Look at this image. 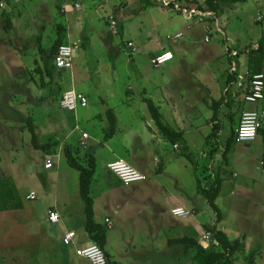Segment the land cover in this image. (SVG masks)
<instances>
[{"label":"rangeland","instance_id":"374dc122","mask_svg":"<svg viewBox=\"0 0 264 264\" xmlns=\"http://www.w3.org/2000/svg\"><path fill=\"white\" fill-rule=\"evenodd\" d=\"M198 1L203 4L205 0ZM83 2L81 10L66 4L64 14L60 11L63 0H22L11 15L14 27L8 28L4 20L0 23V187H13L17 197L23 198L22 209L0 212V246L9 252L17 240L31 243L29 229L34 223L40 226L45 209L55 199L73 204L75 213L84 208L79 172L65 156L66 147H71L83 164L88 152L96 158L93 198H104L107 192L106 196L114 199V208L108 212L112 217L100 224L108 230L114 228L111 232L117 241L113 237L109 249L115 254L119 245V253L157 251L161 257L151 260L155 264H181L194 252L188 256L183 247L170 246L169 240L193 234L210 247L214 241L206 226L216 223V215L198 193L197 175L203 184L221 176L217 204L223 221L217 227L232 240L244 239L236 264H249L246 257L253 251H259L255 264H264V135L253 143L233 144L228 161L223 157L242 110L254 106L241 99L242 90L235 85L226 101H237L239 106L233 103L222 108L223 130L218 142L207 139L213 126L211 103L221 99L228 88L227 72L232 65L233 73L235 67L232 58L237 56L238 67L247 68L249 52L264 41V20L257 21L264 15V0L222 4L217 20L223 31L215 32L209 43L204 41L208 33L203 25L196 26L194 33L188 30L190 21L178 12L180 5L188 6L185 2L177 3L176 9L170 5L174 0H158L151 7L140 0ZM110 16L116 17L121 32L111 30ZM212 21L206 15L204 25ZM59 25L67 27L66 43L75 46L74 64L72 69L58 70L61 76L51 80L41 77L36 68L41 64L40 46L51 48L58 39ZM181 31L182 39H168ZM130 40L137 51L128 46ZM228 43L238 50L236 54L224 48ZM163 49L176 57L156 68L151 63L155 56L150 54ZM71 89L89 97L87 108L75 112L61 108V95ZM144 98L162 108L166 123L184 132L189 151L198 162L197 172L181 155L183 145L174 149L161 137ZM258 105L264 107V101ZM110 108L117 114V127L114 135L106 138ZM29 120L43 144L57 142L59 147L35 149ZM84 133L90 136L86 148L81 142ZM47 154L54 163L51 170L44 167ZM121 160L144 174L146 181L130 187L119 183L107 166ZM31 190L37 198L27 201L25 195ZM174 207H184L192 216L176 220L171 215ZM4 255L1 250L0 264L8 263Z\"/></svg>","mask_w":264,"mask_h":264},{"label":"trees","instance_id":"16d2710c","mask_svg":"<svg viewBox=\"0 0 264 264\" xmlns=\"http://www.w3.org/2000/svg\"><path fill=\"white\" fill-rule=\"evenodd\" d=\"M146 7L155 6L158 0H140ZM179 1V2H177ZM237 0H205L201 4L198 0L186 1V0H174L170 5L173 9L176 8L177 3L185 2L188 6H183L179 9V13H182L183 9H195L203 13H209L213 21L217 19L222 11V4H234ZM6 12L2 13L4 15ZM8 28H13L12 22L8 21ZM58 39L55 40L50 49L46 50L40 46L41 53V64L36 68V71L41 75V77H48L53 80L60 72L58 71L55 65V57L59 50V47L63 44H68L65 41V35H67V27L64 25H59L57 27ZM120 28L117 29V32H121ZM38 64V63H37ZM248 70L252 74L260 73L264 71V41H260L259 48L257 50L252 49L249 52ZM237 81V76L235 73H230L228 78V88L225 91L224 95L219 100H213L211 103V109L213 110V115L211 118L212 121V131L209 134L207 139H214L218 142L219 135L223 130V123L220 120L222 108L233 106L231 101H226V96L230 92V88ZM43 85V84H42ZM44 86V85H43ZM63 95V94H62ZM61 95V96H62ZM149 109L151 117L153 118L159 133L163 139L168 142H171L174 146L178 145L181 149L183 145V150L181 155L186 157L193 165L195 172L198 171V162L196 161L193 154L189 151V146L184 138V132L176 130L170 124L164 121V118L161 114L160 107L150 98H144L143 100ZM107 118L110 123L109 134L106 138L112 137L116 132L117 127V118L115 111L109 109L107 111ZM232 122L234 119L231 117ZM239 122L237 125H239ZM31 133H32V143L35 149L50 151L54 147L58 146L57 142L55 143H42L39 139L36 126L30 120L28 122ZM259 134H264L263 130H260ZM237 143L236 129L231 130V135L228 139L227 146L224 149L223 157L228 161V156L232 150L233 144ZM59 147V146H58ZM216 151V150H215ZM215 152H212V155ZM65 156L68 164L79 172V193L80 198L84 202L85 215H86V232L88 233L91 241L96 245H99L104 249L107 243V234L108 229L106 226L97 223L95 220L94 212V198L92 197V182L96 173V158L93 153L88 152L86 155V164H83L79 161L78 156L73 151L71 147H66ZM205 176L204 178H207ZM203 179L197 175V188L198 193L202 195L210 205L211 209L216 215V223L210 226H206L208 232L211 235V240L214 242L210 247L203 246L199 238L193 234H185L180 237L173 238L169 240L170 246H181L185 253L190 254L191 251L194 253L188 257V261L184 260L181 264H236L238 257L236 256L241 252L244 247V239L232 240L228 234L217 227L223 221V213L220 207L217 204V200L222 191L223 178L221 176L214 177L213 180L208 182V184L202 183ZM8 187L10 182L6 183ZM3 184V186H6ZM16 190L13 187L6 188V190L1 189L0 187V212H5L10 209H22L23 208V198L17 197ZM259 251L251 252L247 257L249 264H255V256Z\"/></svg>","mask_w":264,"mask_h":264},{"label":"crops","instance_id":"0c3cea01","mask_svg":"<svg viewBox=\"0 0 264 264\" xmlns=\"http://www.w3.org/2000/svg\"><path fill=\"white\" fill-rule=\"evenodd\" d=\"M63 1H64L63 5H65V7L61 4L60 11L64 14L65 13L67 14L66 9H65L66 4L72 9L73 8V6H72L73 0H69V1L63 0ZM237 1H243V0H237ZM82 2H83V0H82ZM15 9L16 8H12L11 10L7 11L4 15H0V23L3 22V20L5 21L6 24L8 23V21H12L11 15L15 11ZM263 20H264V15H263L262 19H259V18L257 19L258 22H261ZM219 21H220V19H219ZM219 21L217 19H215L214 21H212L213 24L211 23L207 26L203 25V27H204V29H206L208 35L211 36V40L214 38V36L216 34L215 32L221 33L223 31L222 24H220ZM13 25H14V23H13ZM213 25H215V26H213ZM0 26H2V25L0 24ZM209 30H210V32H209ZM192 33H194V31ZM212 34H213V36H212ZM225 39L229 42V38L225 37ZM130 42L136 48L133 41H131V40L128 41V43H130ZM223 46H224V44H223ZM224 48L226 50L232 51L233 54H236L238 52V50L236 48H234L229 43H228V46H225ZM135 51H137V48ZM163 51L168 52L170 50L163 49L161 51H156L154 53L152 52L150 55L153 57V56L160 54ZM175 57H176V55H175ZM232 59L234 61L233 64H235V67L233 68V71H234L233 73H235V75L237 76V80H238V77L240 75H242V73L245 74L247 72H250L249 70H246L247 68L245 66H242V65H240L239 67H240V69L242 68L241 70H243V71H240L238 64L236 62L238 59L237 56H236L235 60H234V58H232ZM229 60H230V62L232 61L231 59H229ZM172 61H174V60H172ZM151 63H152V60H151ZM231 64H232V62H231ZM164 65H166V64H164ZM243 67L245 68L246 71H244ZM160 68H162V66ZM231 68H232V65H231ZM231 68L227 72L226 83L228 82V78H229L230 73H232ZM61 73L62 72L59 73L60 76H61ZM79 81H80V78H79ZM76 82H77V80H76ZM236 83H237V81L234 84L235 87H236ZM71 90H74V89H71ZM128 90L131 91L132 89L128 88ZM242 94H243V96L241 97V99L244 100L245 91H242ZM88 99H89V97H88ZM231 99H233V97ZM217 100H219V99H217ZM204 101H206V98L204 99ZM232 103L239 106L237 101H234V102L232 101ZM260 103H262V102H260ZM234 104H233V106H234ZM258 104H252L254 106H252L251 109H249V110H262V109H264V107L261 108V106H259ZM167 105L169 106V104H167ZM110 109H112V108H110ZM246 110H248V109H243L242 112L246 111ZM116 116H117V114H116ZM239 121H240V119H239ZM262 135H264V134H259L258 137H260ZM258 137H257V139H258ZM89 139H90V136H89ZM255 141L244 142V143H253ZM81 142H82V140H81ZM174 149H175V146H174ZM50 156H51L50 154H47V156L44 160V167H45L46 161L48 159H50ZM51 160H52V158H51ZM52 162H53V160H52ZM108 164L109 163H107V165ZM46 170H51V169H46ZM107 170L110 172V170L108 169V166H107ZM111 174L115 179H117L119 181V183L122 184V182L118 179L117 176H115L113 173H111ZM142 183H144V182H142ZM135 184H138V183H135ZM135 184H132V185H135ZM122 185H124V184H122ZM130 186L131 185H129V186L124 185V187H130ZM31 192L36 193V191H34V190L29 191L25 195V200H27L26 197ZM106 195H107V192L105 193L104 198H101V197L94 198V212H95V220L97 223H101V222L104 223L106 218L112 217V215H110L108 212L111 213L112 209L114 208V206H113V205H115V204H113L114 199H111V198L107 197ZM27 201H29V200H27ZM98 202H100V203H98ZM117 208L118 207H116L115 209H117ZM51 209L56 210L60 214L61 222L59 224L53 225L51 222H49L48 212ZM74 209H75V207L73 206V204H66V203L61 204L60 201H58V199H55L54 203L52 205H49L48 208L45 209V214H44V216H42V219H40L41 220L39 223L40 226L38 227V224L35 225V223H34L33 228L29 229V233H27V236L33 238V241L31 243H28V242L22 243L20 240H17L16 243L12 244V246L15 245L16 247L11 246L12 248H10L9 252H8V250H6L0 246V252H1V250L5 251V255L3 256V258L5 261L8 262L7 264H90V262L86 258L81 257L77 253V251L79 249L90 246L91 245L90 243H92L91 239H90V237H89V235L85 229V226H86L85 208H83L80 212H76V213H75ZM12 210H18V209H10V210H7L5 212L12 211ZM100 211H101V213L98 214V212H100ZM176 220H178V219H176ZM20 225L24 226L23 224H20ZM16 226L18 228H20L19 224ZM112 230H108L107 243L104 247V250H105L107 257H108L109 264H155V262H153L151 260L155 259L157 257H161V254L157 251H144V250L143 251H137V250L128 251V250H126L125 253H119L120 252L118 250L119 245L116 246L117 254H115L114 253L115 251H111L109 249V245H111V240L114 237V233L111 232ZM72 231L76 235L73 238V240L71 241L72 243L70 242L68 244L65 242L64 238H65L66 234L72 233ZM34 238H38V241H35ZM114 240L117 241V238L114 237ZM11 241H12V239H11ZM18 252H20V254H18ZM31 259H34L35 262L29 263L27 261V260H31ZM175 264H176V261H175Z\"/></svg>","mask_w":264,"mask_h":264},{"label":"built area","instance_id":"2783aa9c","mask_svg":"<svg viewBox=\"0 0 264 264\" xmlns=\"http://www.w3.org/2000/svg\"><path fill=\"white\" fill-rule=\"evenodd\" d=\"M22 0H0V15L4 12H7L15 7ZM100 2H106L107 0H97ZM248 1V0H243ZM72 6L75 10H81L83 6L82 0H73ZM179 6V5H177ZM176 6V7H177ZM176 9V8H175ZM180 9V6L179 8ZM179 12V10H178ZM187 17L190 21L188 23V30L193 31L198 25L205 24L206 15L209 13H203L195 9L184 8L182 15ZM263 15L259 16V19H262ZM109 25L112 31L117 32L118 21L114 16L109 17ZM184 37V33L178 32L175 36L168 39L177 41ZM206 43L211 41V36L206 35L204 38ZM128 46L132 48L133 51L136 50L134 45L130 42ZM74 48L71 44H63L59 47L57 55L55 57V65L57 69L67 70L72 69L74 64ZM175 55L173 52L169 51L163 53L162 55H156L152 58V64L154 67H160L164 64L174 60ZM236 87L239 90L245 91L244 100L250 104H258L264 101V71L256 74L247 72L238 77ZM60 106L62 109L69 112H75L79 108H87L89 106L88 98L80 92L75 90H69L65 92L61 98ZM260 130L264 131V109L262 110H246L241 114L239 125L236 128L237 142H252L257 139L259 136ZM87 139L89 135L87 133L83 134L82 146L86 148ZM175 148H178V145H175ZM46 169L53 168V162L51 159H48L45 164ZM108 169L111 173L118 177L122 184L129 186L135 183L145 182L147 177L140 173L137 169L126 163L124 160L116 161L108 165ZM27 200L31 201L37 198L35 192H31L27 195ZM171 215L175 219H186L192 216V212L184 207H175L171 210ZM48 220L53 225L59 224L61 222V216L56 210H49ZM109 223V220L107 219ZM210 236V233H209ZM208 236V237H209ZM75 237V233H68L65 235V242L70 243ZM77 253L86 258L90 264H109L107 254L103 248L99 245H90L88 247L81 248Z\"/></svg>","mask_w":264,"mask_h":264}]
</instances>
